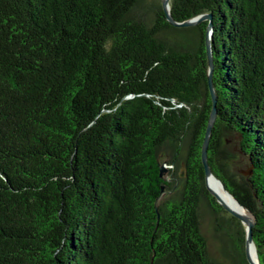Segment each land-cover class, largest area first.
<instances>
[{
	"label": "trees",
	"instance_id": "trees-1",
	"mask_svg": "<svg viewBox=\"0 0 264 264\" xmlns=\"http://www.w3.org/2000/svg\"><path fill=\"white\" fill-rule=\"evenodd\" d=\"M169 10L212 15L208 164L254 213L264 264V0ZM208 22L171 25L161 0H0V264H247L243 226L201 162ZM228 132L251 156L248 178L230 168ZM205 218L226 239L219 258Z\"/></svg>",
	"mask_w": 264,
	"mask_h": 264
},
{
	"label": "water",
	"instance_id": "water-1",
	"mask_svg": "<svg viewBox=\"0 0 264 264\" xmlns=\"http://www.w3.org/2000/svg\"><path fill=\"white\" fill-rule=\"evenodd\" d=\"M169 1L170 0H161V5L163 7L164 10V15L166 20L174 26H191L194 25L202 20H206L208 19V25H207V33H206V38H205V51H206V60H207V86H208V91H209V95L211 98V108H210V113L208 116V122L206 125V130H205V134H204V139L202 142V148H201V162L204 168V176H205V184L206 187L208 188L209 192L215 197L216 201L223 207V209L225 211H227L228 213H230L234 218H236L241 225L243 226L244 229V244H243V251H244V256L246 259L247 264H260V260H259V256H258V252H257V248H256V244L254 242L253 239V227L255 225L256 222V218L255 215L252 211H250L249 209H247L246 207H244L243 205H241L237 199L233 196V194H231L225 187V185L223 184L222 181H220L219 178H217L214 173L212 172L209 164H208V158H207V148H208V144L211 138V134H212V128L215 124L216 118H217V107H216V101H217V93H216V89L214 86V81H213V71H214V63H213V55H212V50H211V44H210V33H211V14L209 13H203L200 14L198 16H195L193 18L190 19H186L183 21H178L175 20L172 16V14L170 13L169 10ZM225 139V143L226 141H231L234 143V149H235V153L234 156L236 158H239V162L243 163V167L239 169L238 175L244 176L246 178L250 177L253 175V170H254V164L253 161L251 160V156L249 154V152L245 151V149L242 146V142H241V135L238 132H228V134L226 135V137H224ZM231 154V152H230ZM233 157V155L231 154V158ZM159 175L162 179L164 180H169V176H168V165L166 163L165 160H163L162 162H160L159 164ZM180 177H184L185 176V168L182 167L180 169V173H179ZM209 177H213L215 178L218 182H220L223 190L231 197L233 198V201L236 203V205L238 207H240L244 212H239L237 210L232 209L231 207H229L226 203H224L217 195V193H215L208 185L207 180ZM165 192V184L161 185V192L159 194V196L157 197V201L155 202V210L157 211V206H158V201L161 199V197L163 196ZM250 248L253 249L254 251V257H252V254L250 253Z\"/></svg>",
	"mask_w": 264,
	"mask_h": 264
},
{
	"label": "rangeland",
	"instance_id": "rangeland-1",
	"mask_svg": "<svg viewBox=\"0 0 264 264\" xmlns=\"http://www.w3.org/2000/svg\"><path fill=\"white\" fill-rule=\"evenodd\" d=\"M226 148L229 149V151L231 152V154L233 155V157L230 159L229 164H230V168L233 172H238L239 169L244 168L243 167V163L239 162V158H236L234 156L233 153H235V149H234V143L231 141H226L225 145ZM163 160V159H162ZM166 192V191H165ZM204 232L205 235L208 239V243H209V247L212 251V253L219 258V256H221V252L219 248H223V244H227L226 243V239L220 235V239H217L214 237L215 232L213 230V226L210 222L209 219L204 220ZM220 234V233H219Z\"/></svg>",
	"mask_w": 264,
	"mask_h": 264
},
{
	"label": "bare ground",
	"instance_id": "bare-ground-1",
	"mask_svg": "<svg viewBox=\"0 0 264 264\" xmlns=\"http://www.w3.org/2000/svg\"><path fill=\"white\" fill-rule=\"evenodd\" d=\"M207 183L209 187L217 193L218 197L226 203L229 207H231L234 210H237L239 212H244L240 207L236 205V203L233 201V198H231L222 188L220 182H218L215 178L209 177L207 180ZM250 253L252 254V257H254V251L252 248H250Z\"/></svg>",
	"mask_w": 264,
	"mask_h": 264
}]
</instances>
